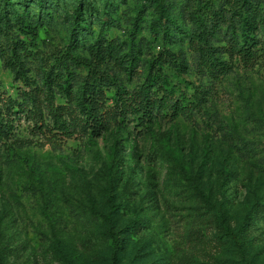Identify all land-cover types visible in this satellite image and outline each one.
Returning <instances> with one entry per match:
<instances>
[{"label":"rangeland","instance_id":"374dc122","mask_svg":"<svg viewBox=\"0 0 264 264\" xmlns=\"http://www.w3.org/2000/svg\"><path fill=\"white\" fill-rule=\"evenodd\" d=\"M114 1L121 5L114 16L119 21L103 33L119 43V60L134 64L128 71L109 65L125 87H140L165 52L183 50L188 72L163 68L188 95L206 90L208 101L193 119H159L150 129L112 124L102 134L71 138L19 117L9 147L0 150L6 264H112L115 236L121 245L115 264H264V57L248 66L225 54L231 72L220 79L202 75L186 38L194 27L190 0H163L183 33L174 26L153 33L155 13L142 0ZM91 29L94 38L102 33L95 20ZM223 34L215 46L227 47ZM68 37L62 19L43 25V59L29 60L30 76L41 82L42 64L68 51ZM79 53L89 56L84 49ZM76 71L86 75L88 69ZM23 86L0 55V91L17 97ZM57 103H65L59 94ZM204 196L234 230L254 217L245 248L220 240ZM92 202L105 216L93 213ZM137 219L146 227L133 230Z\"/></svg>","mask_w":264,"mask_h":264},{"label":"trees","instance_id":"16d2710c","mask_svg":"<svg viewBox=\"0 0 264 264\" xmlns=\"http://www.w3.org/2000/svg\"><path fill=\"white\" fill-rule=\"evenodd\" d=\"M142 1L155 13L153 33L161 28L168 31L171 26L184 32L163 0ZM121 2L126 4L127 0ZM29 5L39 11L28 9ZM189 5L194 9L191 12L194 27L186 38L202 75L220 79L231 72L233 66L223 59L225 54L239 58L248 66H254L264 57V0H190ZM120 7L114 0H0V55L15 79L24 84L17 97L6 96L0 91V150L9 147L19 117L31 120L43 132L71 138L99 135L112 124L125 125L127 122L150 129L159 119H193L203 111L208 101L206 90L196 88L195 93L188 95L171 82L163 68L175 66L177 71L188 72L183 50L180 55L170 50L165 52L157 65L150 67L140 87L133 90L126 88L121 78L111 72V62L122 64L127 71L134 65H124L129 59L119 60V43L103 33L107 25H117L119 19L114 16ZM199 10L202 13L197 14ZM60 19L69 31V48L53 63L42 64L39 82L30 76L32 70L28 62L42 58L38 54L40 29ZM94 20L102 29L95 38L91 29ZM222 33L227 39L226 48L214 45ZM89 34L92 41H88ZM171 35L181 41L185 38L180 34ZM81 49L89 56H81ZM80 67L88 69L86 75L76 71ZM110 91L112 95L108 94ZM58 94L65 103H57ZM204 200L221 229L220 240L245 248V231L253 225L254 217L248 216L234 230L227 223L224 211L207 196ZM111 206L117 208L115 203ZM91 207L98 217L105 216L93 202ZM137 224L146 227L144 219H137L133 230L137 229ZM114 238L117 243L113 245L112 264L118 261L121 247L118 237ZM8 256L9 245L0 241V264H6Z\"/></svg>","mask_w":264,"mask_h":264}]
</instances>
